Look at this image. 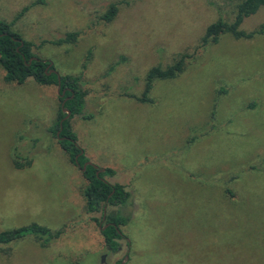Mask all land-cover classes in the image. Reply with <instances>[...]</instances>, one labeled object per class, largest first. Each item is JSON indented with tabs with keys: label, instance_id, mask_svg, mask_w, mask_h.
I'll use <instances>...</instances> for the list:
<instances>
[{
	"label": "rangeland",
	"instance_id": "1",
	"mask_svg": "<svg viewBox=\"0 0 264 264\" xmlns=\"http://www.w3.org/2000/svg\"><path fill=\"white\" fill-rule=\"evenodd\" d=\"M239 2L0 0V20L38 58L82 77L86 102L71 125L83 166L112 169L105 178L131 193L105 207L128 217L114 253L102 212L86 209L82 168L50 131L58 86L8 82L0 65V231L33 222L65 229L49 245L26 236L1 246L0 264H264V35L223 34L179 76L156 80L153 102L136 98L151 67L193 53ZM111 3L119 11L106 22ZM262 22L264 7L241 27ZM72 31L76 43L53 42Z\"/></svg>",
	"mask_w": 264,
	"mask_h": 264
},
{
	"label": "trees",
	"instance_id": "2",
	"mask_svg": "<svg viewBox=\"0 0 264 264\" xmlns=\"http://www.w3.org/2000/svg\"><path fill=\"white\" fill-rule=\"evenodd\" d=\"M262 7H264V0H240L232 21L220 16L208 25L197 50L193 53L179 54L168 66L159 64L151 67L146 75L144 91L136 98L141 102H153L154 99L150 97V93L156 80L172 79L179 76L186 69L189 59L206 46L218 43L223 34L229 33L237 39H251L257 35H264V22L250 31L241 27L246 18L256 14ZM28 10L29 6L23 7L18 17H21ZM118 11V4L111 3L101 18L110 22L116 17ZM80 35V31H72L53 42L56 44L76 43ZM32 48L33 43L25 40L19 32L15 31L13 23L0 20V65L5 70L6 81L24 83L27 79L33 78L39 84L58 86L60 78V108L57 121L50 127V131L59 139V143L67 152L70 161L74 164L79 163L78 165L82 168L85 162V152L77 143V135L71 125V118L76 114L83 113L86 102V91L82 88V77L60 75L57 72L49 73L51 69L55 68L54 64L49 60L38 58ZM65 109L71 112L69 118H65L67 115ZM59 130H61L60 136H57ZM15 163L17 167H22L26 164L30 165L32 162L27 160L26 163L19 161H15ZM100 169V167H95V164H88L83 171L88 181L84 190L86 209L90 213L102 212L100 223L105 245L109 251L116 253L121 248L120 240L127 239L122 226L127 224L128 217L120 213H109L105 218V207L107 205H125L129 201L131 193L125 185L111 183L105 178V175L114 173L112 169L106 168L104 171H100ZM95 219L97 220V218ZM64 232V228L52 230L46 225L33 222L0 231V247L10 246L12 242L21 240L26 236H32L41 244L49 245ZM118 264H122V262L118 261Z\"/></svg>",
	"mask_w": 264,
	"mask_h": 264
},
{
	"label": "water",
	"instance_id": "3",
	"mask_svg": "<svg viewBox=\"0 0 264 264\" xmlns=\"http://www.w3.org/2000/svg\"><path fill=\"white\" fill-rule=\"evenodd\" d=\"M52 72H57L55 69H51L50 70V72L49 73H52ZM60 88H61V84H60V78H59V85H58V91H60ZM65 92V91H64ZM64 92H63V94H64ZM63 105H64V103H63ZM65 111L67 112V115H66V117L65 118H69L70 117V115H71V112L68 110V109H65ZM61 128H62V126H61ZM60 132H61V130H59L58 132H57V136H60ZM61 138V137H60ZM88 164H93L92 162H88L87 164H85V166H83L82 167V171H84L85 169H86V166L88 165ZM80 166V165H79ZM95 167H98L97 165H95ZM105 169H100V171H104ZM104 259V258H103Z\"/></svg>",
	"mask_w": 264,
	"mask_h": 264
},
{
	"label": "flooded vegetation",
	"instance_id": "4",
	"mask_svg": "<svg viewBox=\"0 0 264 264\" xmlns=\"http://www.w3.org/2000/svg\"><path fill=\"white\" fill-rule=\"evenodd\" d=\"M106 216H107V213H106V211H105V218H106Z\"/></svg>",
	"mask_w": 264,
	"mask_h": 264
}]
</instances>
